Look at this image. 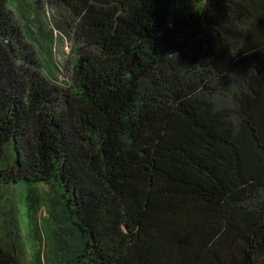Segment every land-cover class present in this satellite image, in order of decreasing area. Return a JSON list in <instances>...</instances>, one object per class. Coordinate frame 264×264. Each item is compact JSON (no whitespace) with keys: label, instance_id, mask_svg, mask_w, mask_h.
Returning <instances> with one entry per match:
<instances>
[{"label":"trees","instance_id":"obj_1","mask_svg":"<svg viewBox=\"0 0 264 264\" xmlns=\"http://www.w3.org/2000/svg\"><path fill=\"white\" fill-rule=\"evenodd\" d=\"M40 1L0 0V264H264V0Z\"/></svg>","mask_w":264,"mask_h":264},{"label":"rangeland","instance_id":"obj_2","mask_svg":"<svg viewBox=\"0 0 264 264\" xmlns=\"http://www.w3.org/2000/svg\"><path fill=\"white\" fill-rule=\"evenodd\" d=\"M56 7L47 5L45 0L40 1V12L45 11L46 18L50 22V25L52 27L54 26V20L55 19L61 20L64 23L68 22L70 25L72 22V18L68 14V12L65 10V8H63L62 6H60V7L56 6ZM41 17L45 18V16H43V15H41ZM17 23L19 24V27L22 30V34H20L19 38L23 39L25 41V43L28 44V45L24 44L23 48H25L28 52H33L34 55H36V44L32 43L31 40L26 37V35H25L26 32H25L24 27H23V19L20 16H18V14H17ZM59 32H61V31L58 30V27H55L54 33L56 35L57 34L59 35L60 34ZM69 33H70V35L73 33L71 27H70ZM63 35L64 36H62V38L60 36L58 37L57 47H55L56 59L60 63L65 62L67 59L71 60L73 57V54H75V52L73 51V48L76 47V42H75L74 37H72V35L70 37L65 32H63ZM59 38H61V39H59ZM36 56H38V55H36ZM38 58L41 59L39 56H38ZM40 62H42V59ZM59 77L61 78V75H59Z\"/></svg>","mask_w":264,"mask_h":264}]
</instances>
